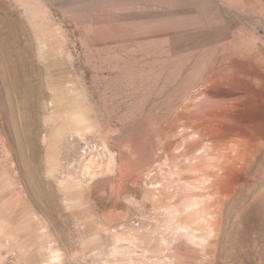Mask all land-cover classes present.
I'll list each match as a JSON object with an SVG mask.
<instances>
[{
    "label": "rangeland",
    "instance_id": "rangeland-1",
    "mask_svg": "<svg viewBox=\"0 0 264 264\" xmlns=\"http://www.w3.org/2000/svg\"><path fill=\"white\" fill-rule=\"evenodd\" d=\"M0 264H264V0H0Z\"/></svg>",
    "mask_w": 264,
    "mask_h": 264
},
{
    "label": "bare ground",
    "instance_id": "bare-ground-1",
    "mask_svg": "<svg viewBox=\"0 0 264 264\" xmlns=\"http://www.w3.org/2000/svg\"><path fill=\"white\" fill-rule=\"evenodd\" d=\"M240 66V65H239Z\"/></svg>",
    "mask_w": 264,
    "mask_h": 264
}]
</instances>
